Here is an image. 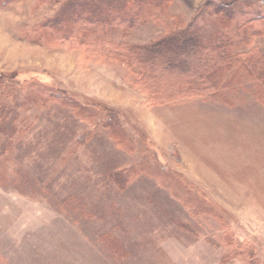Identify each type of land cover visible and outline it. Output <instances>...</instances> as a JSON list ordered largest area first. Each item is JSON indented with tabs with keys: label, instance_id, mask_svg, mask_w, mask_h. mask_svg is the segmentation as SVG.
Returning a JSON list of instances; mask_svg holds the SVG:
<instances>
[{
	"label": "rangeland",
	"instance_id": "rangeland-1",
	"mask_svg": "<svg viewBox=\"0 0 264 264\" xmlns=\"http://www.w3.org/2000/svg\"><path fill=\"white\" fill-rule=\"evenodd\" d=\"M206 1L172 0L168 12L188 18ZM57 8L0 4V75L60 90L93 107L98 124L56 102L21 112L31 125L9 162L0 151V264H244L249 256L264 264V107L250 87L234 107L200 98L150 105L123 65L73 40L21 37ZM158 31L144 23L126 40ZM110 118L130 148L102 127ZM116 172L124 187L110 179ZM231 250L242 255L225 259Z\"/></svg>",
	"mask_w": 264,
	"mask_h": 264
},
{
	"label": "trees",
	"instance_id": "trees-1",
	"mask_svg": "<svg viewBox=\"0 0 264 264\" xmlns=\"http://www.w3.org/2000/svg\"><path fill=\"white\" fill-rule=\"evenodd\" d=\"M9 1L0 0V4ZM171 2L35 0L37 5L56 3L58 8L23 30L21 37L42 45L73 40L87 55L123 65L150 105L200 98L226 101L234 107L232 98L249 86L254 100L264 107V50L257 46L264 39V0H207L188 18L169 13ZM150 22L159 29L153 37L137 44L126 40L128 29ZM53 102L71 108L81 120L98 124L90 105L41 83H17L0 75V151L7 162L17 136L31 125L21 112L30 104L45 108ZM102 127L116 144L131 147L112 118ZM141 171L137 167L135 172ZM110 179L120 187L127 182L119 172ZM236 254L228 251L225 259ZM258 262L249 256L243 263Z\"/></svg>",
	"mask_w": 264,
	"mask_h": 264
}]
</instances>
